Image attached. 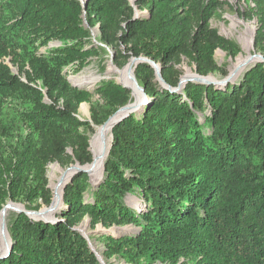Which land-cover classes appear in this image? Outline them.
<instances>
[{"label": "trees", "instance_id": "obj_1", "mask_svg": "<svg viewBox=\"0 0 264 264\" xmlns=\"http://www.w3.org/2000/svg\"><path fill=\"white\" fill-rule=\"evenodd\" d=\"M191 2L139 0L138 9L149 15L138 18L128 0H0V98L20 102L30 131L12 158L0 157V213L8 200L25 202L27 212L39 211L40 199L50 205L47 164L56 154L69 161L70 144L75 161L92 162L87 133L94 126L77 115L91 93L73 88L65 71H81L89 58L107 52L87 47L93 29L99 27L102 45H126L135 58L159 63L185 54L203 77L218 69L216 51L236 45L210 30L213 4L190 37V23L177 21L176 12ZM52 42L63 45L38 55ZM9 57L21 71L29 67L27 82L12 72ZM162 75L170 88L157 90L154 68L137 65L149 101L113 128L103 179L92 187L86 173L75 176L55 222L16 214L9 227L12 250L0 264H102L76 230L86 218L106 230L139 229L103 235L108 262L264 264V62L239 84L222 88L188 83L174 93L170 72ZM97 93L105 99L93 109L97 126L132 103L130 90L115 81L103 82ZM207 110L202 119L199 112ZM35 136L50 142L48 157ZM132 198L139 208L129 204Z\"/></svg>", "mask_w": 264, "mask_h": 264}, {"label": "rangeland", "instance_id": "obj_2", "mask_svg": "<svg viewBox=\"0 0 264 264\" xmlns=\"http://www.w3.org/2000/svg\"><path fill=\"white\" fill-rule=\"evenodd\" d=\"M83 1L85 2L86 0ZM128 1L131 3V5H134V8L136 9V12L139 15L138 18H144L149 15L148 11H141L138 9L136 3L139 0ZM207 8H210L212 12V15L208 21L210 30L214 31L217 36L222 37L225 40L230 41L236 45V49L232 51H227L224 49H218L216 51L215 60L218 69L215 72L211 73L209 76H207L208 80L209 78H213V81H209L213 85H215L216 88L226 87L229 84H239L243 80L244 75L248 71V69L252 65H254H248L246 69H244L238 74L232 73V67L234 66V63L237 62L238 58H240L242 55L248 57L249 51L246 50L244 48V45L240 42L242 34L246 33L248 27L253 29L252 47L250 49V52H252L254 56H261L262 60L259 61L264 62V2L258 3L256 0H192L188 7L179 6L177 7L178 11L176 12V20L183 21L184 19H187V22L191 25V28L189 30L190 37L195 36L199 32L198 26L201 22V17L209 13V11H207ZM84 21L85 25H87L86 16L84 18ZM123 26L125 25L123 24ZM92 35L93 37L91 38V41L90 43H88L87 47L89 49L105 47L107 52H101L98 56L95 55L89 58L86 67L81 71H78L73 66L69 67L65 71L67 79L73 88L85 90L91 93L90 102L81 104L77 113L78 117L82 121H88L94 126L93 131L87 133L90 138L89 150L92 154V162L90 164L94 162V155L92 152L93 143L91 142L95 138L94 136L95 134H97L98 128L103 126H97L93 123L94 107L103 106L105 104V99L97 93L99 86L105 81H115L117 84L121 85V73L128 69V72L131 74V78L137 86L135 94L131 89H129L132 97V103L130 105L132 106V104L137 102L139 104L138 106L141 107L149 101V97L146 94L145 89L137 80L136 67L139 63L138 61H135L136 58L133 57L128 51L129 47H127L126 45H120L119 49L117 50L113 49L111 46L102 45L100 42L101 32L99 27L92 30ZM190 37L189 40H191ZM62 45L63 44L61 42H52L49 44L48 47L41 48L38 52V55H46L49 51L57 49ZM12 59L13 57H9L5 59V61L10 66L14 74L18 75L23 82H27V71L29 70V67H26L24 71H21L19 64L13 63ZM155 64L159 67V70L161 71V76H159L156 72V69L152 65H150L152 68H154L155 71L153 86L157 90H161V88H168L163 79V71L170 72L172 80L177 86L175 89H173L174 93H182L183 87L185 85H187L188 83L197 82V80L189 79L186 84L183 83L184 75L188 73H192L197 76L199 75L197 72L198 66L196 62H194L185 54H179L171 59H168L165 62H159ZM84 72L93 73V77L100 78L93 89H88V87L80 88L73 84V80L76 77L82 75ZM47 102L50 103V100L47 99ZM19 103V101H15L11 98H0V157L12 158L16 147L24 143V141H26L30 135V131L26 126L25 120L23 118V112ZM59 105L62 106L63 101H60ZM208 113L209 110H207V112H199V116L204 119L203 117ZM35 138L36 143H38L41 149L42 155L48 157L51 151L50 142L47 140L46 137L35 136ZM110 138L111 134L109 135V140ZM75 148L76 147L73 146V144H70L64 153V156L71 157L69 161L64 160V158H62V160L59 159V155L57 156L56 154L54 160L47 164V187L51 193L50 198L52 202L50 205H48L43 199L38 200L37 204L41 205L42 208L37 212L41 213V218L43 220L55 222L56 220L61 219V212L65 209L64 186L62 187L61 193L58 195V197L53 187L54 185L60 183V180L63 178V172L74 170L73 175L75 177L77 175L82 174L80 172L81 168H85L87 165H89H82L79 162L75 161ZM86 174L88 175L89 183L92 185V187H94L95 184H93L92 182L91 175L88 172ZM86 196L87 198L89 197L88 194ZM56 200L57 206L53 207L56 203ZM136 202L138 204V207L135 206ZM129 203H132V206H134L135 208L140 207L139 201L136 200V198H132ZM9 204L15 205L16 207L13 208L10 212L7 226H2V224L0 223V234L6 231V238L8 235V243L10 244L9 227L11 221L16 216V214L27 210V204L23 201L8 200L7 203L3 206V209ZM29 213L33 214L34 211H29ZM84 226L85 229L83 230L82 228ZM76 230L79 231L89 241L92 251L101 257L103 264H127L124 261L118 260L116 258L111 259L109 262L105 259L103 255L105 247L101 241L103 235L110 234L111 232H114L117 236L127 234L134 235L137 234L139 231L137 227L131 225L125 227L113 226L109 230H106V228L103 227L102 224L93 227L90 218H86L76 228ZM118 230H123V232L116 233ZM179 264L192 263H187L184 260H181Z\"/></svg>", "mask_w": 264, "mask_h": 264}, {"label": "bare ground", "instance_id": "obj_3", "mask_svg": "<svg viewBox=\"0 0 264 264\" xmlns=\"http://www.w3.org/2000/svg\"><path fill=\"white\" fill-rule=\"evenodd\" d=\"M252 32H253V29L248 27L246 33L242 34V37L240 38V42L244 45V48L249 51V53H248V57H245L242 55L240 58H238L237 62L234 63V66L232 67V73L238 74L242 72L244 69H246L248 65L255 64L257 63V61L259 62V60H262L261 56L259 55L254 56L252 52H250V49L252 47ZM93 76H94L93 73L84 72L82 75H80L79 77H76L73 80V84L80 88L88 87V89H93L100 79L99 77H93ZM189 79L198 80L200 78L195 74L188 73L184 75L183 83L186 84V82ZM209 80L213 81L214 79L209 78ZM120 81L123 85L130 88L134 92V94L136 93L137 86L135 85L133 79L131 78V74L128 72V69H126L124 72L121 73ZM138 105L139 104L136 102L132 104L131 108L135 112H140L141 107ZM112 129L113 128H112L111 122L106 124L105 126L98 128L97 134H95L94 136L95 138L91 142L93 143L92 152L94 155V162L92 164L87 165L86 169L88 173L91 175L92 182L95 185L99 183L103 177L104 165L109 156V152L111 149V138L109 140V135L111 134ZM73 172L74 170L63 172V178L60 180V183H58L57 185H54L53 188L55 190L57 197L61 193L62 187L65 185V183L69 181L70 177L73 175ZM56 206H57V200L53 207H56ZM135 206L138 207L137 202L135 203ZM15 207H16L15 205L9 204L3 209L1 218H0V223L2 224V226H7L10 212ZM82 229L84 230L85 226ZM121 232H123V230L121 231L118 230L116 233H121ZM8 242H9V237L7 235V238H6V231H4V233L2 232L0 234V252L1 253L6 252L8 245H9Z\"/></svg>", "mask_w": 264, "mask_h": 264}, {"label": "water", "instance_id": "obj_4", "mask_svg": "<svg viewBox=\"0 0 264 264\" xmlns=\"http://www.w3.org/2000/svg\"><path fill=\"white\" fill-rule=\"evenodd\" d=\"M135 3H136V1H135ZM132 6H134V5H132ZM135 11H136V9H135ZM136 15H137V17H139V15H138L137 12H136ZM149 60L150 59L145 58V57H140V58H136L135 59V61H138V63L142 62V63H148L149 65H152L156 69L157 74L159 76H161V71L159 70V67L155 64L154 61L151 62L152 60H150V61ZM260 62L261 61H259L257 63H260ZM257 63H255L254 65H252L248 70H250L251 68H253ZM198 77L200 79H198L197 82H195V83H199V84H203V85H211L212 84L208 80V77H203V76H199V75H198ZM121 85L123 87H125V88H128V87H126L123 84H121ZM184 87H183V89H184ZM168 88H170V87L168 86ZM128 89H130V88H128ZM133 113H136V112L131 108V105H128L126 107H123L120 110H118L112 117H110V119L103 126H105L106 124H108V123L111 122L112 123V128H114L116 125H118L120 122L124 121L126 118H128ZM112 142H113V129H112V132H111V148H112ZM110 151H111V149H110ZM109 154H110V152H109ZM80 172L81 173H87L88 171H87V169L85 167V168H81ZM104 172H105V165H104ZM73 178H74V175H72L71 178H70V180L67 183H65V185H64V193H65L66 186L72 181ZM129 204L132 205V203H129ZM22 212H26L28 214V216H30L31 218H34L36 220H42V221H45V222H50V221H47V220H43L41 218V213L40 212H34L33 214L27 212V210H24ZM0 215H1V213H0ZM11 250H12V240H11V236H10V244H9L6 252L0 254V260L3 259V258H5V257H7ZM97 257L99 258L100 262L102 263L101 257L98 256V255H97Z\"/></svg>", "mask_w": 264, "mask_h": 264}]
</instances>
